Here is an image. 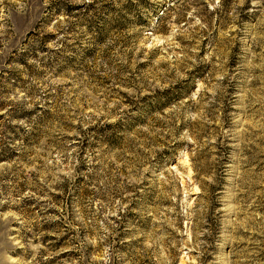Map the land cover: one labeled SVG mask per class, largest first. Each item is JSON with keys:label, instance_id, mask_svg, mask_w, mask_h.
I'll list each match as a JSON object with an SVG mask.
<instances>
[{"label": "rangeland", "instance_id": "rangeland-1", "mask_svg": "<svg viewBox=\"0 0 264 264\" xmlns=\"http://www.w3.org/2000/svg\"><path fill=\"white\" fill-rule=\"evenodd\" d=\"M0 117V264H264V0H0Z\"/></svg>", "mask_w": 264, "mask_h": 264}, {"label": "trees", "instance_id": "trees-1", "mask_svg": "<svg viewBox=\"0 0 264 264\" xmlns=\"http://www.w3.org/2000/svg\"><path fill=\"white\" fill-rule=\"evenodd\" d=\"M112 127H113L112 124H105V125H102L101 127L99 126L92 127L90 130L91 131L93 130L95 133H97L98 135L97 138H99V141H102V139L104 138L107 139L109 137L108 132H106L107 131L106 129H110ZM112 137L113 138H111L110 142H113L112 140H114L115 136L113 135Z\"/></svg>", "mask_w": 264, "mask_h": 264}]
</instances>
